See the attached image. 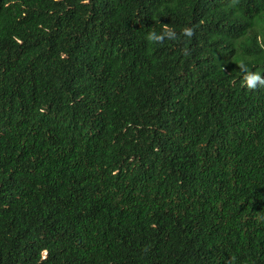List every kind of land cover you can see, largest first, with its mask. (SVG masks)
Here are the masks:
<instances>
[{"label": "trees", "instance_id": "trees-1", "mask_svg": "<svg viewBox=\"0 0 264 264\" xmlns=\"http://www.w3.org/2000/svg\"><path fill=\"white\" fill-rule=\"evenodd\" d=\"M241 63L264 0H0V264H264Z\"/></svg>", "mask_w": 264, "mask_h": 264}, {"label": "clouds", "instance_id": "clouds-1", "mask_svg": "<svg viewBox=\"0 0 264 264\" xmlns=\"http://www.w3.org/2000/svg\"><path fill=\"white\" fill-rule=\"evenodd\" d=\"M183 35L187 37H192L194 35V29L190 27H185L182 30ZM166 38L168 39H176V33L173 29H171L167 24L163 25V31L161 33H156L155 31H150L146 35V39L151 43H162ZM241 72L243 73V83L246 85L248 89H256L257 86L264 87V76H261L259 72H253L248 69L247 65L241 63L238 65ZM47 249H44L42 254L46 258Z\"/></svg>", "mask_w": 264, "mask_h": 264}]
</instances>
